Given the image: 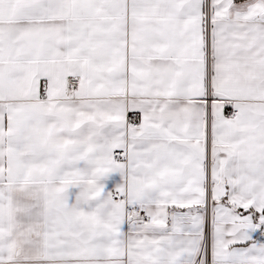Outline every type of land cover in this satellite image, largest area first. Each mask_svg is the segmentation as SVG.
Segmentation results:
<instances>
[{
  "label": "snow or ice",
  "instance_id": "1",
  "mask_svg": "<svg viewBox=\"0 0 264 264\" xmlns=\"http://www.w3.org/2000/svg\"><path fill=\"white\" fill-rule=\"evenodd\" d=\"M0 264H264V0H0Z\"/></svg>",
  "mask_w": 264,
  "mask_h": 264
}]
</instances>
